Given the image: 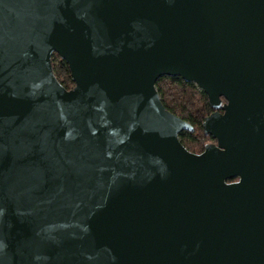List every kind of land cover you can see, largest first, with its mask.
<instances>
[{
    "label": "water",
    "instance_id": "95a60500",
    "mask_svg": "<svg viewBox=\"0 0 264 264\" xmlns=\"http://www.w3.org/2000/svg\"><path fill=\"white\" fill-rule=\"evenodd\" d=\"M0 264H264V0H0Z\"/></svg>",
    "mask_w": 264,
    "mask_h": 264
},
{
    "label": "trees",
    "instance_id": "16d2710c",
    "mask_svg": "<svg viewBox=\"0 0 264 264\" xmlns=\"http://www.w3.org/2000/svg\"><path fill=\"white\" fill-rule=\"evenodd\" d=\"M53 73L59 83L66 89L73 86L68 65L56 53L51 56ZM162 104L170 112L188 122L193 131H182L178 137L190 152L200 153L205 144L213 142L210 135L203 132V121L213 112L206 94L194 83L178 76H161L155 83Z\"/></svg>",
    "mask_w": 264,
    "mask_h": 264
}]
</instances>
